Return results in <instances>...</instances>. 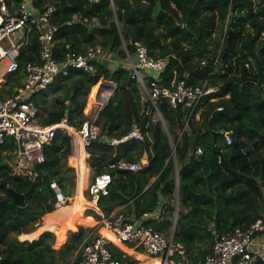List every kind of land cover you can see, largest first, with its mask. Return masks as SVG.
<instances>
[{"label": "trees", "instance_id": "obj_1", "mask_svg": "<svg viewBox=\"0 0 264 264\" xmlns=\"http://www.w3.org/2000/svg\"><path fill=\"white\" fill-rule=\"evenodd\" d=\"M19 1L5 3L13 12ZM50 3L57 6V23H66L77 13L100 20L95 28L82 23L63 25L58 56H63L65 44L70 42L80 51L99 44L107 59L99 64L96 75L71 70L57 82L53 92L63 94L53 100L46 92L36 94L33 99L41 109V123L60 122L67 114L69 122L80 127L89 119L84 108L92 87L91 97L99 81H114L115 92L98 113L100 138L87 147V162L94 175L107 171L112 161L140 160L145 152L149 163L140 171H112L109 194L100 199L99 209L109 216L124 206L118 212L128 209L141 216L162 206L160 217L150 219L149 224L170 236L177 188L176 158L170 141L173 135L181 165L182 206L174 239L185 246L188 257L196 264L202 262L217 234L235 227L246 228L264 212V0H117L115 9L109 0H39L37 5L43 10ZM136 41L144 42L152 56L168 58L161 75L166 85L186 78L196 84L209 80L220 87L204 98L200 118L192 120L188 127L184 124L186 111L161 99L159 106L168 129L156 120L147 128L144 141L112 145L102 138H121L135 119L143 125L151 120L150 100L143 99L130 69L111 61L125 59L126 47L135 54ZM38 56L39 47L33 39L20 54V71L10 75L7 83L21 78L24 64ZM13 92L12 87L8 94ZM226 132L233 136L231 144L227 143ZM76 144L78 160L79 137L74 140L68 131L58 130L53 143L45 148L46 162L37 167L39 176L33 180L13 174L9 159L15 143L9 138L0 143V180H8V185L0 184V264H70L81 245L99 235L98 227L77 225L93 223V218L84 213L90 201L74 199L58 210L50 186L56 179L66 195L72 196L77 175L69 162ZM198 146L204 152L196 157ZM33 185L34 192L20 210L9 188L25 193ZM74 203L83 211L71 217ZM91 212L96 219L102 218V214ZM69 228L73 229L68 231ZM56 233L60 242L65 241L63 245L56 244ZM20 236L33 240L23 241ZM108 247L118 264H141L119 246L110 243ZM258 264H264V260Z\"/></svg>", "mask_w": 264, "mask_h": 264}, {"label": "built area", "instance_id": "obj_2", "mask_svg": "<svg viewBox=\"0 0 264 264\" xmlns=\"http://www.w3.org/2000/svg\"><path fill=\"white\" fill-rule=\"evenodd\" d=\"M38 1L20 0L11 12L5 0H0V143H5L7 138L15 143V149L11 152L12 158L9 159L13 174L33 180L39 176L37 167L46 162L45 148L53 143L60 129L73 134L75 139L79 137L89 157L87 147L100 138V128L96 124L98 113L108 102L98 101L99 111L96 117L85 120L80 127L72 125L67 114L60 122L49 125L41 123V109L33 97L43 92L48 93V88L55 81L65 78L73 69H81L92 75L98 74L99 64L107 59V55L99 44L89 45L86 50L80 51L68 42L65 44L63 56H58V42L61 41L59 34L63 25L72 27L76 23H82L95 28L100 25V20L77 13L66 23H57L54 21L57 6L50 3L42 10L37 5ZM109 1L115 9L117 0ZM33 39L39 47L38 58L24 64L21 78L7 83L8 76L20 71V54ZM134 44L135 54L130 53L126 47L125 59L111 61L114 65L121 63L130 69L131 77L138 81L142 94L150 100L148 113L151 120L143 125L135 119L131 129L123 137L111 139L112 145L134 140L144 141L147 128L156 120L166 126L159 106L161 99L169 100L173 108L182 107L186 111L184 124L185 128L188 127L192 120L200 118L204 98L216 93L220 87V84H210L209 80L196 84L190 83L186 78L166 85L161 75L166 70L168 58L152 56L148 46L142 41ZM215 63H218V57L215 58ZM202 64L206 65L207 62L202 61ZM12 87L14 92L8 94ZM182 133L183 131L181 136ZM226 139L228 144L233 142L230 132H226ZM203 152V147L198 146L195 156L199 157ZM148 163L149 161L120 158L110 162L107 171L93 174L85 189L89 191L91 207L99 209L100 199L109 194L113 181L112 171H140ZM50 186L56 195L57 209L72 200V196L66 195L56 179L50 182ZM156 212L157 209L134 217L122 212L109 216L103 214L100 225L113 237L102 232L95 239L85 241L78 256L70 264H118L108 247L110 243L131 244L159 260V264H196L188 257L185 246L175 243V230L167 236L149 224L150 219H156L153 218ZM176 254L178 258L175 257ZM263 260L264 212L246 228L235 227L227 233L217 234L211 250L198 264H258Z\"/></svg>", "mask_w": 264, "mask_h": 264}, {"label": "rangeland", "instance_id": "obj_3", "mask_svg": "<svg viewBox=\"0 0 264 264\" xmlns=\"http://www.w3.org/2000/svg\"><path fill=\"white\" fill-rule=\"evenodd\" d=\"M117 59H119V58H117ZM4 66H2V68H3ZM10 76H8L7 77V79L9 78ZM102 81V80H101ZM101 81H99L95 86H97V90H96V92H95V94H94V96L93 97H91V95L93 94V87H92V89H91V91H90V93H89V95H88V97H87V105L85 106V108H84V113L86 114V115H88V117H89V119H93V118H95L96 117V115H97V113H98V111H99V105H98V101H97V97H96V94H97V91H98V87H99V85H100V82ZM57 82H59V80H57V81H55L49 88H48V97L50 98V100H53L54 99V97H56L57 95H60V94H63V92H59V93H54L53 92V89L55 88V86H57ZM143 99H147V96L146 95H143ZM166 128H167V126H166ZM168 129V128H167ZM170 141H171V145H172V147H173V149H175V146H176V144H175V137L173 136V135H170ZM80 144H81V142H80ZM151 152H152V150H151ZM173 153H174V157L176 158V170H175V175H176V178H177V187L178 186H180V174H179V171H180V163H179V161H178V159H177V156H176V151L174 150L173 151ZM74 152H73V155L72 156H74ZM80 155H81V153H79V158H78V161H79V159H80ZM75 158L76 157H74L73 158V160L71 161V165L73 166V165H75L74 164V162H75ZM78 161H77V163H78ZM77 163H76V165H77ZM77 167V166H76ZM85 179L83 180V184L81 183V175L80 176H78V186L75 188H73L72 189V200L71 201H69V203L68 204H71V203H73V200L75 199V200H78V199H80L83 203H87V202H89L90 201V194H89V191L88 190H85L86 188H87V184H88V182L90 181L89 179H91V177H92V175H93V169L89 166V164H87V165H85ZM87 170H88V172H87ZM87 172V173H86ZM77 178V177H76ZM80 184H82V194H78L79 193V185ZM80 195H82V196H80ZM86 197V199H85V197ZM179 197H180V190H179V188H176V196H175V199L173 200V205H174V207H175V215H174V218L173 219H175L176 218V213H177V211H179L180 212V210H181V208H182V206H181V202H180V199H179ZM86 200V201H85ZM74 207L73 208H71L70 209V215L72 214L73 216L76 214V213H80L81 211H83V209H82V207H80L78 204H76V203H74ZM92 205H91V203H88V206L84 209V213H85V215L87 216L88 214L90 215L92 212V210H94L92 207H91ZM71 215V217H73ZM89 215H88V217H89ZM82 220H83V217L81 218ZM84 219H86V218H84ZM44 220V219H43ZM70 220V219H69ZM73 220V219H72ZM97 220V219H96ZM99 220V219H98ZM97 220V221H98ZM67 222H69V221H67ZM70 222H71V220H70ZM99 222H101V220L99 221ZM97 222L95 221V224H93V225H87V223H86V225L85 226H87V227H98V230H97V232L100 234V233H102V228L103 227H101V225L99 224H96ZM77 225H79V224H77ZM173 228V227H172ZM101 230V231H100ZM57 234V233H56ZM60 241V238H59V236L57 235V241H56V244H58V242ZM128 253V252H127ZM129 254V253H128ZM144 261V263L143 264H149L148 263V261L147 260H143ZM142 264V263H141ZM153 264H154V262H153ZM156 264V263H155Z\"/></svg>", "mask_w": 264, "mask_h": 264}, {"label": "crops", "instance_id": "obj_4", "mask_svg": "<svg viewBox=\"0 0 264 264\" xmlns=\"http://www.w3.org/2000/svg\"><path fill=\"white\" fill-rule=\"evenodd\" d=\"M98 101V100H97ZM72 136H73V134H72ZM74 140H75V138H73ZM173 148V147H172ZM86 152V151H85ZM74 156H71L70 157V165H71V161L73 160V158L74 157H76L77 158V144L76 145H74ZM80 153H81V155L83 154V149H81L80 150ZM81 155H80V159H79V161L78 160H75V162H74V164L75 165H73V167L75 168V170H76V175H77V185H76V187L78 186V176H80V175H82V170H83V168H84V166H83V168L80 166V160H81ZM87 155L85 156V165H87L88 164V162H87ZM77 161H78V163H77ZM140 161H149V154L147 153V152H145L144 154H143V156L140 158ZM76 163H77V165H76ZM72 166V165H71ZM77 166V167H76ZM86 168V167H85ZM81 183H82V180H81ZM177 188H179V190H180V186H178ZM82 184H80L79 185V193L78 194H82ZM80 196H82V195H80ZM85 197V196H84ZM85 199H86V197H85ZM179 199H180V197H179ZM86 201V200H85ZM124 208V206H121V207H119L114 213H117L119 210H121V209H123ZM162 209H163V207L162 206H159L158 208H157V210H158V212H156V213H154V216H153V218L154 217H156V218H159L160 217V215H161V213H162ZM182 209V208H181ZM187 210V209H186ZM94 211H96V212H98V213H100V214H102V216H103V213L100 211V209H94ZM122 213H125V214H127L128 216H130V217H134L136 214H135V212L134 211H130V210H128V209H124V210H122L121 211ZM160 214V215H159ZM89 215V214H88ZM88 215L86 216V217H88ZM158 215H159V217H158ZM89 216H91L92 218H93V223L92 224H88L87 223V225H93V224H95V221L97 222L96 224H100L101 222H99L100 220H102V218L101 219H97L96 220V218H95V216L94 215H92V214H90ZM178 216H179V211H177V213H176V218L174 219V226H173V228H172V231H174L175 230V228H176V223H175V221L177 222V218H178ZM45 217V216H44ZM44 217H43V219H44ZM43 222H44V220H43ZM43 222H42V224H43ZM41 224V225H42ZM79 225H86V223L85 222H82V223H78ZM77 226V225H76ZM40 227V226H39ZM87 227V226H86ZM71 229H73V228H69L68 229V231L69 230H71ZM38 230V229H37ZM36 230V231H37ZM36 231H34V232H36ZM43 231H45V229H43L42 231H40V233H38V235L36 236V237H34V238H38L39 237V235L43 232ZM34 232H30V233H34ZM29 234V233H28ZM23 235V234H22ZM21 235V236H22ZM58 235V234H57ZM20 236V239L21 240H33V238H26V239H23L22 237ZM59 241V240H58ZM65 243V241H59L58 242V244L57 245H63ZM117 246H119L121 249H123L125 252H128L129 254H131V255H133L134 257H136V258H138L140 261H141V263L143 264L144 263V261L143 260H147L148 261V263L149 264H153V260L155 259V258H152V257H150L148 254H146L142 249H137V248H135L133 245H130V244H125V243H118L117 244ZM143 252H142V251Z\"/></svg>", "mask_w": 264, "mask_h": 264}, {"label": "water", "instance_id": "obj_5", "mask_svg": "<svg viewBox=\"0 0 264 264\" xmlns=\"http://www.w3.org/2000/svg\"><path fill=\"white\" fill-rule=\"evenodd\" d=\"M116 84L114 81L106 79L100 82V85L98 87L97 91V100L100 103H106L107 100L110 99L112 94L115 92ZM111 90V94L109 95V98L104 100L103 93L106 91L108 92ZM102 140H105L107 142H111V139H109L107 136L103 137ZM175 149H173L174 151ZM0 184L8 185V180L6 178L0 180ZM35 190V186L33 185L27 192L20 193L16 191L14 188L10 187L9 191L14 199V201L19 205L20 210L27 205V197L29 194L33 193Z\"/></svg>", "mask_w": 264, "mask_h": 264}, {"label": "bare ground", "instance_id": "obj_6", "mask_svg": "<svg viewBox=\"0 0 264 264\" xmlns=\"http://www.w3.org/2000/svg\"><path fill=\"white\" fill-rule=\"evenodd\" d=\"M111 91L109 90L108 92H104L103 93V97H104V100H106V99H108L109 98V93H110ZM96 96H97V94H96ZM80 139V138H79ZM80 142H81V149H83V154L81 155V160H80V166L83 168V166H84V168H83V172H82V175H81V180H82V182H83V180L86 178L85 177V156H86V152H85V149H84V147H83V142H82V140L80 139ZM87 172H88V170H87ZM86 172V173H87ZM83 184V183H82ZM91 203V202H90ZM67 205H64V206H60L59 208H58V210L59 209H63V208H65ZM102 232L104 233V234H106V235H108V236H110V237H113V235L107 230V229H105V228H103L102 229ZM153 262H154V264L156 263V264H159L160 263V261L159 260H157V259H154L153 260Z\"/></svg>", "mask_w": 264, "mask_h": 264}]
</instances>
